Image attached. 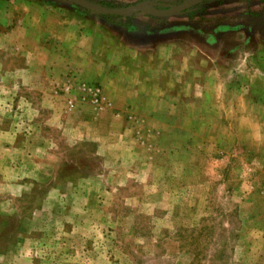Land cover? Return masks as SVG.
Returning <instances> with one entry per match:
<instances>
[{"label": "rangeland", "instance_id": "1", "mask_svg": "<svg viewBox=\"0 0 264 264\" xmlns=\"http://www.w3.org/2000/svg\"><path fill=\"white\" fill-rule=\"evenodd\" d=\"M23 41L64 60L60 83L106 96L78 92L64 124H43L55 147L39 180L0 192V264H264V0L109 18L0 0V46ZM133 74L152 101L134 97Z\"/></svg>", "mask_w": 264, "mask_h": 264}, {"label": "crops", "instance_id": "2", "mask_svg": "<svg viewBox=\"0 0 264 264\" xmlns=\"http://www.w3.org/2000/svg\"><path fill=\"white\" fill-rule=\"evenodd\" d=\"M74 36L77 38V33ZM31 47L32 49L24 47V41L17 45L8 43L0 46L1 193L14 188L21 192L24 190L22 186L25 179L39 180L46 158H51L55 147V141L44 133L43 124L46 122L49 126H61L60 123L64 124V114L78 106V91L65 90L75 83L68 80L60 83L57 79L59 74L54 73L56 68H61L64 60L57 61L51 50L46 52L48 57H43L44 48L41 45L36 49ZM15 60L17 65L12 66ZM60 64L61 66H57ZM134 64L140 66L138 62ZM119 75L120 72L114 76L120 81ZM142 78L141 74H133L131 77L129 87L135 91L132 94L139 101H152L153 93L147 91L151 86H143ZM168 96L166 91H161L156 98L166 106ZM104 98L107 105L109 102L111 106V101ZM109 105L103 107H110ZM91 139L94 142L100 141L94 136Z\"/></svg>", "mask_w": 264, "mask_h": 264}, {"label": "water", "instance_id": "3", "mask_svg": "<svg viewBox=\"0 0 264 264\" xmlns=\"http://www.w3.org/2000/svg\"><path fill=\"white\" fill-rule=\"evenodd\" d=\"M68 1L86 10H89L93 13H96L102 16L104 15H114V16L128 15L136 11H141L146 14L155 15V16H166V15H172V14L183 12L206 0H187L171 9H157L155 7L150 6L147 3H137L134 5L127 6V7H105V6H100V5H97L95 3H92L86 0H68Z\"/></svg>", "mask_w": 264, "mask_h": 264}, {"label": "built area", "instance_id": "4", "mask_svg": "<svg viewBox=\"0 0 264 264\" xmlns=\"http://www.w3.org/2000/svg\"><path fill=\"white\" fill-rule=\"evenodd\" d=\"M76 84L77 85L75 87L74 85L73 86L70 85L65 90L66 91H71V89L77 90L79 92V99L83 103H88L92 106H97V107L102 105L103 102L102 91L98 85L90 84L83 81ZM73 106L74 105H72V107Z\"/></svg>", "mask_w": 264, "mask_h": 264}, {"label": "trees", "instance_id": "5", "mask_svg": "<svg viewBox=\"0 0 264 264\" xmlns=\"http://www.w3.org/2000/svg\"><path fill=\"white\" fill-rule=\"evenodd\" d=\"M86 1H92V0H86ZM104 5V4H103ZM106 6V5H105ZM108 7H112L111 5H107ZM158 9H160L159 7H157ZM134 13V12H133ZM132 14V13H131ZM130 15V14H128ZM105 17L109 18V17H112L114 15H104ZM19 223V222H18Z\"/></svg>", "mask_w": 264, "mask_h": 264}]
</instances>
